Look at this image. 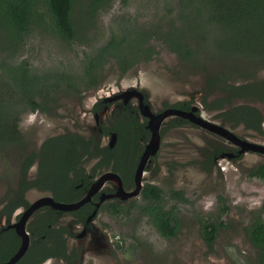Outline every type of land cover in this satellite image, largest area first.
Masks as SVG:
<instances>
[{"label":"trees","instance_id":"1","mask_svg":"<svg viewBox=\"0 0 264 264\" xmlns=\"http://www.w3.org/2000/svg\"><path fill=\"white\" fill-rule=\"evenodd\" d=\"M114 0H0V153L24 143L19 129L21 117L26 112L45 113L56 95L65 85H77L95 89L100 85L102 68L113 60L121 75L140 61H149L157 53L152 41H161L175 53L179 61L204 73L205 94L200 97L204 108L217 111L215 116L222 124L264 133V113L246 100L264 102V79L246 82L252 75L264 69V0H175L176 11L164 25L143 32L132 29L134 21L118 23L117 34L111 31L99 46L94 45V29L99 14L109 8ZM172 8H169L171 11ZM137 25V21H136ZM48 33L66 43L87 46L80 63V74L73 75L66 69L38 71L26 58H21L29 37L36 33ZM132 35H131V34ZM197 33L202 34L197 37ZM206 41L213 57L200 58L201 47ZM219 51L220 54L216 52ZM238 81V83H236ZM244 81V82H243ZM86 89V90H87ZM218 90V91H217ZM217 91V92H215ZM215 93V95H214ZM232 98L242 100L233 104ZM189 101H177L166 107L189 109ZM96 103L94 109H97ZM52 108V107H51ZM112 127L101 126L99 136H85L74 131H64L45 138L37 151L26 152L19 162L15 187L8 186L2 213L9 218L13 210L24 203L28 190L48 192L59 202L75 201L81 191L75 188L80 177H86L85 164L94 161L91 175L103 170L116 172L123 186L131 185L141 140L148 137L145 123L134 117L119 115L112 120ZM188 121L172 118L162 128L166 130L183 126ZM117 133V143L109 148L99 144L100 136ZM227 148L204 149L200 166L212 171L214 158ZM36 163L34 175L30 168ZM250 178H264V162L248 171ZM124 187V188H125ZM222 213L227 210L223 196ZM172 201L176 203L170 204ZM187 202L181 190L165 194L161 187L145 183L140 203L130 202L123 207L113 202L115 215L128 214L134 209L146 215L159 234L165 238L178 232V203ZM37 214L39 232L16 264H41L49 257L71 258L65 253V238L60 234L50 237L52 231L61 233L66 228L56 227L52 212ZM50 224V226H48ZM222 223L203 219L201 236L211 247ZM247 236L256 248L253 264H264V217L258 213L246 228ZM44 235V238L41 237ZM19 246V237L13 230L0 235V263L6 261Z\"/></svg>","mask_w":264,"mask_h":264},{"label":"rangeland","instance_id":"2","mask_svg":"<svg viewBox=\"0 0 264 264\" xmlns=\"http://www.w3.org/2000/svg\"><path fill=\"white\" fill-rule=\"evenodd\" d=\"M174 3L175 0H114L98 16L94 45L102 44L112 30L117 34L118 23L125 20L134 21L132 29L151 32L157 25L166 24L172 18L170 13L175 15ZM169 8L172 10L169 11ZM201 36L197 33V37ZM152 43L157 50L152 59L140 61L125 75H121L111 60L103 66L97 88L87 89L88 86L78 84L74 90L65 85L64 91L56 95L55 102H51L47 112H26L22 115L19 129L24 143L11 148L4 155L0 153V199L8 186L15 187L21 157L26 152L36 151L45 138L66 130L85 136L97 134V125L90 109L98 95L121 93L134 88L144 94L145 103L155 113L164 109L165 102L170 104L189 100L193 94V104L200 106V115L221 124L214 112L206 111L200 105L204 73L179 61L176 54L161 41L153 40ZM208 47L205 41L200 58L213 57ZM90 50L87 46L66 43L55 35L42 32L29 37L21 58L28 59L38 71L61 68L78 76L82 56ZM216 53L220 54L219 51ZM258 77L264 78V69H259ZM131 101L136 104L135 99ZM246 101L264 111V102ZM137 114L139 116V112ZM108 117H104L101 123L108 125ZM226 127L241 138L264 143V136L243 127ZM108 140L103 137L101 144H106ZM147 142L144 140L143 146ZM213 146L227 147L228 150L233 148L222 137L192 123L166 130L155 161L147 165L141 183L142 188L145 183L155 184L165 194L170 190H181L187 198V202H179L177 206L179 225L176 236H161L149 218L138 209L116 217L101 211L90 223V235L71 241L84 249L82 264H253L256 248L250 242L246 228L258 213L264 217V178H250L247 173L251 167L264 162V155L254 152L219 155L214 158L210 172L201 168L200 161L202 151L213 149ZM93 163L88 162L86 170ZM35 169V166L30 169L31 175ZM107 187L113 186L109 183ZM133 188L134 183L128 190ZM48 194L32 189L26 193V198L33 202ZM218 195L225 199L223 203L227 210L224 213ZM131 200L140 203L141 194L127 201ZM205 218L222 223V226H218L211 247L201 236V225ZM66 219L67 216L64 222ZM75 229L74 233L78 234L80 229ZM43 264L61 263L47 261Z\"/></svg>","mask_w":264,"mask_h":264},{"label":"flooded vegetation","instance_id":"3","mask_svg":"<svg viewBox=\"0 0 264 264\" xmlns=\"http://www.w3.org/2000/svg\"><path fill=\"white\" fill-rule=\"evenodd\" d=\"M117 67V66H116ZM118 69V68H117ZM128 72V71H127ZM259 73V72H258ZM258 73H255L254 75H252L251 77H250V79L249 80H246V82H252V81H258V80H260V79H264V78H260V77H258ZM244 82V81H243ZM236 83H238V81L236 82ZM204 86V85H203ZM202 86V87H203ZM132 89H134V88H132ZM137 90V89H136ZM218 91V90H217ZM217 91H215V92H217ZM201 93H200V96H199V102H200V105L202 106V108L203 109H205L204 108V106H203V104L201 103V101H200V97L202 96V95H204L205 94V91L202 89L201 91H200ZM121 93H123V91L121 92ZM121 93L120 92H118V93H116V92H109V93H106V94H103V95H101V96H99L98 95V97H97V99L94 101V103L92 104V106H91V109H90V111H91V113L93 114V117H94V121H95V124L97 125V129H98V131H97V134L95 135V136H99V133L102 131V129H101V126H107V127H112V122H111V120L114 118V117H117V116H119V115H123L124 117H126V116H131L132 115V113H134V117L135 118H137L138 119V121L139 122H141V123H145V128L148 130V132H149V135H148V137L147 138H145L144 140H149V138H150V135H151V132H150V130L146 127L147 126V121H148V118L147 117H145V116H143L142 114H141V111H140V107H139V101H138V98H137V96H131L128 100H124L122 97H120V95H121ZM142 95H143V101H144V103H145V97H144V94L142 93ZM214 95H215V93H214ZM97 96V95H96ZM132 99H135L136 100V104H133L132 103ZM250 100H253V99H250ZM178 101H189L190 102V105H189V109L188 110H184V111H189V110H191L192 109V107H196L197 108V110L195 111V114L196 115H199V116H201L200 115V106H198V105H196V104H193V103H195V98L193 97V94H192V96L190 97V99L189 100H178ZM253 101H256V100H253ZM177 102V101H176ZM232 102H233V104H236V103H238V102H243L242 100H236L235 98H232ZM261 102V101H260ZM98 104V107H97V109H94V106H95V104ZM175 103V102H174ZM170 104H173V103H170ZM170 104H167L166 102L164 103V109H166V108H172V107H166V105H170ZM148 105V104H147ZM253 105V104H252ZM149 106V105H148ZM255 106V105H254ZM150 108V107H149ZM258 108V107H257ZM164 109H162V110H160L159 112H161V111H163ZM176 109H178V108H176ZM180 110H182V109H180ZM206 110V109H205ZM150 111H151V109H150ZM206 111H209V110H206ZM38 112V111H37ZM137 112H139V116L141 117V118H139V116H138V114H137ZM152 112V111H151ZM209 112H214L215 114L217 113V111H209ZM261 112H263L264 113V111H262L261 110ZM153 113V112H152ZM158 112H155V113H153V114H157ZM215 114H214V116H215ZM106 116H109L108 117V122H109V124L108 125H105V124H102L101 122H102V119L104 118V117H106ZM176 117H178V118H182V117H179V116H175V115H172V116H169V117H167L162 123H161V125H160V129H159V134H160V141H161V138H162V133H161V130H162V128H161V126L163 125V124H166V122L167 121H170L172 118H176ZM202 117V116H201ZM216 117V116H215ZM168 118H170L169 120H167ZM204 118V117H203ZM217 118V117H216ZM182 119H185V118H182ZM205 119V118H204ZM219 119V118H218ZM185 120H187L188 121V123L187 124H194V125H196L195 123H193L192 121H190V120H188V119H185ZM206 120H208V119H206ZM220 120V119H219ZM208 121H210V120H208ZM211 122H213V121H211ZM220 122H221V120H220ZM214 123H216V122H214ZM263 123H264V120L262 121V129H263V132H264V127H263ZM217 124H219V123H217ZM221 124H222V122H221ZM221 124H219V125H221ZM186 125V124H185ZM224 125H226V126H228V127H230V128H237V127H231V126H229V125H227V124H224ZM224 125H222V126H224ZM184 126V125H183ZM196 126H198L199 128H201V129H203V130H205V131H207V132H210V131H208V130H206V129H204V128H202L201 126H199V125H196ZM226 126H224V127H226ZM177 127H179V126H177ZM238 127H243V126H238ZM227 128V127H226ZM244 128V127H243ZM228 129V128H227ZM228 130H230V129H228ZM245 130H247V129H245ZM231 131V130H230ZM249 131H251V132H253V133H255V134H257V135H260V136H264V133H259V132H255V131H253V130H249ZM232 133H234L233 131H231ZM78 133V132H77ZM110 133L112 134V133H115L116 134V142H115V144H114V146L116 145V143H117V133L116 132H112V131H110ZM210 133H212V134H215V135H217V136H220V135H218V134H216V133H213V132H210ZM111 134L110 135H102V136H100V140H99V144L101 145V146H105V145H107L109 148H112V147H110L109 146V143H110V140H111ZM235 134V133H234ZM235 135H237V134H235ZM88 136H90V135H88ZM238 136V135H237ZM103 137H107V138H109V140L107 141V143L106 144H101V139L103 138ZM220 137H222V136H220ZM239 138H241L240 136H238ZM223 138V137H222ZM223 139H225V138H223ZM241 139H244V140H247V141H250V140H248L247 138H241ZM144 140H141V146H142V150H141V152H140V154L138 155V157H137V160H136V163H135V167H134V171H135V169H136V166H137V163H138V161H139V158H140V155H141V153H142V151L144 150V147H145V145L143 146V141ZM226 140V139H225ZM228 143H230V145H232L233 146V148H229V150H226L225 152H223V153H221L220 155H225V154H228V156H230L231 155V153H238L239 152V150H240V146H238V145H235V144H233L232 142H230V141H228V140H226ZM250 142H254V141H250ZM254 143H258V142H254ZM258 144H262V145H264V143H258ZM40 146V145H39ZM113 146V147H114ZM39 148V147H38ZM227 148V147H226ZM38 150V149H37ZM36 150V151H37ZM158 151V150H157ZM31 152V151H30ZM245 152H253V151H244V152H239V153H245ZM254 153H259V154H261V155H264V153H260V152H254ZM156 155H157V152L154 154V155H152L151 157H150V161L146 164V166H145V168H144V171L146 170V167H147V165L149 164V166H150V162H154L155 161V158H156ZM219 156V155H218ZM95 161V160H94ZM95 163V162H94ZM94 163L91 165V167L88 169V170H86V167H85V171H84V173L86 174V177H80V180H79V183L78 184H76L75 185V188H78L80 191H81V197L79 198V199H77V200H75V201H68V202H76V201H78V200H80L86 193H87V191H88V189L90 188V186L92 185V183L97 179V177L100 175V174H102L101 172L97 175H95V176H92L91 175V172H90V169L92 168V166L94 165ZM261 163H263V162H261ZM87 164V163H86ZM86 164H85V166H86ZM33 166H35V168H36V163L34 164V165H32V167ZM256 166V165H255ZM31 167V168H32ZM254 167V166H253ZM30 168V169H31ZM252 168V167H251ZM250 168V169H251ZM36 170V169H35ZM107 171V170H106ZM112 171V170H111ZM134 171H133V177H134ZM105 172V171H104ZM116 173V172H115ZM34 175V174H33ZM122 181V180H121ZM112 184V186L113 187H107V185L108 184ZM132 184H133V181H132V183H131V185L129 184V185H126V187L125 186H123V187H125L124 189H126V190H128L129 189V187L130 186H132ZM122 185H123V183H122ZM144 186V185H143ZM142 190V189H141ZM29 191V190H28ZM27 191V192H28ZM117 191V183L116 182H114V181H106L95 193H93L92 194V196L90 197V199L87 201V202H85L83 205H81V206H79L78 208H76V209H74V210H71V211H63V210H60V209H56V208H54V207H51L50 205H41V206H38V208H36L35 210H34V212L30 215V217L28 218V220L26 221V224H25V228H26V232L28 233V236H29V245L31 244V242H32V240H33V238L35 237V236H33V234L35 233V232H39V228L37 227V225H38V218H37V214L38 215H42V214H45V213H50V211L49 210H54V212H52L53 213V215H55V218H56V220H55V222L57 223V228L58 227H62V228H66L67 229V231H62L61 233H58V232H55V231H52L49 235H50V237H56L57 235H61L62 237H64L65 238V244H64V246H65V253H66V255H69L70 257L69 258H71V261H70V263L69 262H67L65 259H58V258H55V257H49V258H47L45 261H43V263L44 262H47V261H54V262H57V263H61V264H82V261H83V256H84V249L81 247L82 245H80V244H75V242H71L74 238H78V239H80V238H83L84 236H86V235H90V233L92 232V230H91V222L94 220V218L97 216V214H98V212H104L106 215H110L111 217L112 216H114V217H116V216H119V214L118 215H115V213H114V208H113V202H117V203H119L120 205H122L123 207H126L130 202H132L133 200H131V201H127V200H129V199H132V198H129V199H126V200H122L119 196H111V197H102V196H105V195H108V194H113V193H115ZM26 192V193H27ZM26 193H25V195L23 196V198H24V203H22L21 205H19V206H17L14 210H13V212H12V214L10 215V217L8 218L7 217V215H6V213H2L1 212V208L3 207V201L2 200H4V199H7V198H9L10 196H6V194L0 199V235H1V233L4 231V230H13V232H14V234L15 235H17L18 236V234L16 233V231H15V229L13 228V227H10L12 224H14V223H16L19 219H20V217H21V215H22V213L32 204V202H29L28 200H27V198H26ZM140 194H141V192H140ZM49 195V194H48ZM101 197H102V200H101ZM38 199V198H37ZM36 199V200H37ZM52 199H53V197H52ZM54 200V199H53ZM35 201V200H34ZM33 201V202H34ZM55 202H59V201H56V200H54ZM67 202V203H68ZM95 212V213H94ZM93 213H94V215H93ZM121 215V214H120ZM123 215H127V214H123ZM67 216V221H65L64 222V217H66ZM48 226H50V224L48 225ZM75 228H77V229H80L79 230V233L78 234H75L74 233V231L76 230ZM19 237V236H18ZM41 237L42 238H44V235H41ZM20 243H21V238L19 237V246H20ZM28 245V246H29ZM19 246L17 247V249H16V251L18 250V248H19ZM28 248V247H27ZM15 251V252H16ZM14 252V253H15ZM26 252V251H25ZM13 253V254H14ZM12 254V255H13ZM25 254V253H24ZM23 254V255H24ZM12 255L11 256H9V258L10 257H12ZM22 255V256H23ZM21 256V257H22ZM8 258V259H9ZM7 259V260H8ZM6 260V261H7ZM19 260V259H18ZM17 260V261H18ZM17 261L14 263V264H16L17 263ZM5 262V261H4ZM1 263H3V262H1ZM43 263H41V264H43Z\"/></svg>","mask_w":264,"mask_h":264},{"label":"water","instance_id":"4","mask_svg":"<svg viewBox=\"0 0 264 264\" xmlns=\"http://www.w3.org/2000/svg\"><path fill=\"white\" fill-rule=\"evenodd\" d=\"M131 96H137L141 114L148 118L146 127L151 132L150 138L140 155L139 161L134 171V177H133L134 188L132 190L124 189L120 176L111 170H107L97 177V179L92 183V185L88 189L87 193L80 200L76 202H68V203L55 202L50 194L39 197L37 200L32 202V204L22 213L20 219L16 223L10 226L15 229L16 233L21 238V243L18 250L12 255V257H10L7 261L0 264H14L18 259L21 258V256L27 250V247L29 245V236L28 233L26 232L25 224L28 218L30 217V215L34 212L36 208H38V206L50 205L51 207L63 211L74 210L79 206L83 205L85 202H87L92 196V194L95 193L106 181L116 182L117 191L113 194H108L102 197L119 196L122 200L137 197L142 189L141 181L144 173V168L146 164L150 161V157L154 155L159 148L160 125L169 116L175 115L188 119L193 123H195L196 125H199L210 132L222 136L223 138L232 142L233 144L240 146L239 152L253 151V152L264 153V145L241 139L237 135L232 133L230 130H228L226 127L208 121L203 117L196 115L195 114V111L197 110L196 107H192V109L189 111H184L176 108H166L163 111L158 112L157 114H153L150 111L149 106L146 103H144L142 92H140L139 90L128 89L126 91H123V93H121L120 95V97H122L124 100H128ZM115 142H116V134L112 133L109 146L113 147Z\"/></svg>","mask_w":264,"mask_h":264}]
</instances>
